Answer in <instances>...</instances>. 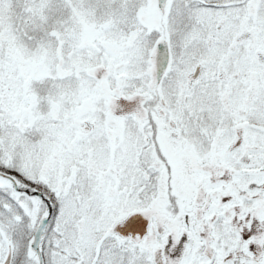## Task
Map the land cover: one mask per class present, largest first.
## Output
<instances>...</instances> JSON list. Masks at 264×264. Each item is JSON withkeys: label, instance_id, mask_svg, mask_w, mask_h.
Returning <instances> with one entry per match:
<instances>
[{"label": "snow or ice", "instance_id": "snow-or-ice-1", "mask_svg": "<svg viewBox=\"0 0 264 264\" xmlns=\"http://www.w3.org/2000/svg\"><path fill=\"white\" fill-rule=\"evenodd\" d=\"M0 264H264V0H0Z\"/></svg>", "mask_w": 264, "mask_h": 264}]
</instances>
